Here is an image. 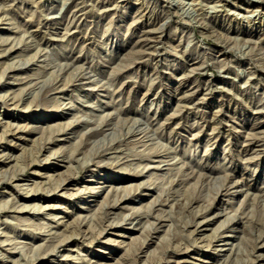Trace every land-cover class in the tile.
Segmentation results:
<instances>
[{
	"label": "rangeland",
	"instance_id": "obj_1",
	"mask_svg": "<svg viewBox=\"0 0 264 264\" xmlns=\"http://www.w3.org/2000/svg\"><path fill=\"white\" fill-rule=\"evenodd\" d=\"M264 264V0H0V264Z\"/></svg>",
	"mask_w": 264,
	"mask_h": 264
},
{
	"label": "bare ground",
	"instance_id": "obj_2",
	"mask_svg": "<svg viewBox=\"0 0 264 264\" xmlns=\"http://www.w3.org/2000/svg\"><path fill=\"white\" fill-rule=\"evenodd\" d=\"M251 264V263H250Z\"/></svg>",
	"mask_w": 264,
	"mask_h": 264
}]
</instances>
